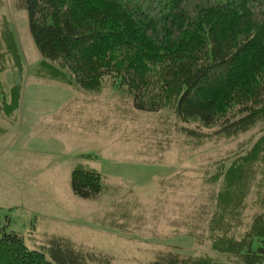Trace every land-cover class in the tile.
Instances as JSON below:
<instances>
[{"label": "rangeland", "instance_id": "obj_1", "mask_svg": "<svg viewBox=\"0 0 264 264\" xmlns=\"http://www.w3.org/2000/svg\"><path fill=\"white\" fill-rule=\"evenodd\" d=\"M3 29L19 59L9 55ZM0 59L1 92L10 95L0 99V219L10 217V231L31 249L61 238L112 264H151L169 252L219 256L208 224L220 186L209 178L217 162L249 149L262 125L236 139L189 146L171 110L134 108L121 74L110 71L94 92L71 85L70 76L57 78L58 66L43 61L16 0H0ZM12 92L18 97L8 114L2 101L10 103ZM76 170L102 175L99 199L74 195ZM263 193L258 185L249 192L242 232L264 210Z\"/></svg>", "mask_w": 264, "mask_h": 264}, {"label": "trees", "instance_id": "obj_2", "mask_svg": "<svg viewBox=\"0 0 264 264\" xmlns=\"http://www.w3.org/2000/svg\"><path fill=\"white\" fill-rule=\"evenodd\" d=\"M16 5L28 14L43 61L58 66L52 70L60 73L57 78L70 76L71 85L94 92L110 71L121 74L134 108L171 110L185 125L180 132L189 146L236 139L262 125L251 147L217 162L209 178L220 186L208 224L219 256L169 252L151 264H264V210L241 231L249 192L264 187V0H16ZM9 32L3 29L1 36L9 55L19 59ZM2 88L1 81L0 99L6 100L10 95ZM13 97L18 96L12 92L10 103L2 101L8 114ZM101 176L74 171V195L99 199L105 189ZM259 204L264 208V193ZM104 256L55 237L31 249L23 235L10 231V217L0 219V264H112Z\"/></svg>", "mask_w": 264, "mask_h": 264}]
</instances>
